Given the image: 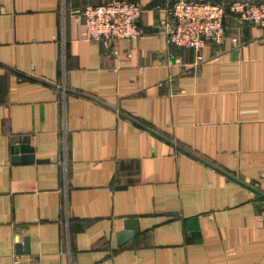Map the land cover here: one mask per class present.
<instances>
[{
  "label": "crops",
  "instance_id": "1",
  "mask_svg": "<svg viewBox=\"0 0 264 264\" xmlns=\"http://www.w3.org/2000/svg\"><path fill=\"white\" fill-rule=\"evenodd\" d=\"M86 1L0 0V264H264V28L179 47L136 0L115 71Z\"/></svg>",
  "mask_w": 264,
  "mask_h": 264
},
{
  "label": "built area",
  "instance_id": "2",
  "mask_svg": "<svg viewBox=\"0 0 264 264\" xmlns=\"http://www.w3.org/2000/svg\"><path fill=\"white\" fill-rule=\"evenodd\" d=\"M143 11V6L136 0H87L83 6L74 9L84 25L81 35L101 44L115 71L120 63L116 42L135 39L142 34L140 18ZM167 13L172 21L166 33L167 43L195 50H200L207 42L222 43L227 14L264 28V0H173ZM15 262L19 260L15 259Z\"/></svg>",
  "mask_w": 264,
  "mask_h": 264
},
{
  "label": "water",
  "instance_id": "3",
  "mask_svg": "<svg viewBox=\"0 0 264 264\" xmlns=\"http://www.w3.org/2000/svg\"><path fill=\"white\" fill-rule=\"evenodd\" d=\"M32 147L31 145H29L26 141V138H23V141H21L20 143H16L14 146H13V151L15 153H25V152H32ZM22 159L24 160H33V155L32 154H27V155H23L21 157ZM17 159V158H15ZM138 231V227H137V224H136V219H133V218H128L124 221V229L121 230L119 233H117L118 237L120 238V241L121 240H124V238L126 237H130L132 236L133 234L137 233ZM119 241V243H120ZM24 248H27V245H28V240L27 238L24 239ZM20 247V243H17V248ZM28 251V249H26Z\"/></svg>",
  "mask_w": 264,
  "mask_h": 264
}]
</instances>
